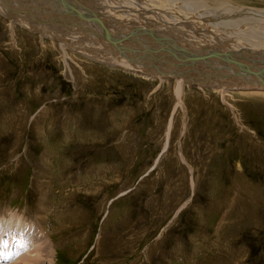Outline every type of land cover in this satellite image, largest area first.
<instances>
[{
    "label": "rangeland",
    "instance_id": "obj_1",
    "mask_svg": "<svg viewBox=\"0 0 264 264\" xmlns=\"http://www.w3.org/2000/svg\"><path fill=\"white\" fill-rule=\"evenodd\" d=\"M231 1L264 11V0ZM43 2L9 3L19 21L15 34L13 21L0 14V216L11 208L24 220L33 215L52 236L53 264H264V96L232 91L223 98L213 87L187 83L179 105L174 75H161V82L77 53L64 59L60 42L43 33L60 28L80 38L72 25L94 10L61 0L70 15H57ZM115 4L103 7L121 25L127 9ZM139 11L130 16L139 24L133 36L165 50L169 37L152 39L143 25L148 13ZM184 20L177 15L174 22L189 26ZM26 21L46 31H30ZM188 31L178 37L187 39ZM236 46L229 48L239 52ZM190 54L174 55L178 64L170 68L213 82L217 62ZM235 70L233 82L249 80L242 67ZM17 240L12 235L0 244V261L18 264L24 252L36 255L38 244L26 242L23 252ZM45 260L37 264H51Z\"/></svg>",
    "mask_w": 264,
    "mask_h": 264
},
{
    "label": "bare ground",
    "instance_id": "obj_2",
    "mask_svg": "<svg viewBox=\"0 0 264 264\" xmlns=\"http://www.w3.org/2000/svg\"><path fill=\"white\" fill-rule=\"evenodd\" d=\"M18 1L0 0V14H2L3 16L13 21L9 23V29L11 30V32L13 30V34H15V31H16L15 26H14L16 25L15 24L16 20L14 19L15 18L14 16L16 15V13L15 15L11 13L13 12V9L9 3L11 2L15 3ZM32 1L37 2L38 4L39 2H43V0H32ZM44 1L46 3L48 2L47 0H44ZM50 1L48 3L51 4L50 7L52 8V10H50V7H49V10H48L49 13L53 12L54 14L59 15V14H62L63 12L62 10H64L66 13H68V15H70V11L64 8L66 4L63 3L65 6H62L63 4L58 2V1L61 2V0H57L55 3H51ZM69 1L70 0H68V4H67L68 6L70 4ZM77 1H79L78 5L80 4L81 6V7L77 6L79 9L80 8L82 9V7L84 8L85 6L89 5L91 9L94 10V11H91L90 8L89 9L87 8V10L90 11L88 18H86L88 20L78 21L79 23L77 22L78 23L77 25H72V29L71 30L69 29L70 31H74V32H77L78 34H82V36L80 35L78 36L80 38H75L73 32L65 34V32H63V30L60 28L56 31L54 30L55 33H49L50 30L48 29H47V33H43L44 36H50L53 40L55 41L58 40L60 42L61 48L63 50L62 57L64 59H67V58L70 59V55H72L73 53H77L83 56L84 58L96 60V61L98 60L102 64L106 63L108 65L115 66L117 68H123L125 71H128V72L130 71L132 73H135L136 75L140 74L145 78H149V79H154L156 77L160 78L161 82L164 80L163 77H160L161 75L163 74L167 76L174 75L176 77L175 94L178 98L179 105L181 103V96L185 92V86L187 83L197 84L199 85L198 87H202V86L213 87L212 89L214 91L221 92V94L223 95V98L225 95H228L232 91H239V93L247 94L248 96H251V95L264 96V11L263 10H258L256 8H252L251 6L245 7L243 5L236 4L231 0H209L208 2H206L207 0H125L127 4L131 5L130 11L126 3L123 0H77ZM120 2H123L125 4L124 6H126L125 9H127L126 12H124L123 14V18L125 19V21H129L131 23V26H130L131 29L132 30L134 29V31H132L131 34H130L131 32L130 27L127 26L129 25L128 22L126 25L125 21L123 23V21L120 19L123 24V25L122 24L120 25L119 23L116 22V19L114 18L115 15L114 16L110 15L111 10L109 9V7L108 6L103 7L104 4L113 5V3H117L120 5ZM46 3H44V5H47ZM96 3H98L100 6L97 5ZM133 3L136 6L135 8L132 7ZM73 4H71L73 8L72 10H74L75 12L77 7L75 8ZM117 4H115L114 7L117 6ZM40 6L42 5L40 4ZM22 7H23V4H22ZM28 9L30 8L28 7ZM5 10L10 14H8ZM35 10L38 12L37 9ZM35 10L33 9L34 13H35ZM87 10L85 11L87 12ZM137 10L144 12V14L148 13V15L145 14L146 17H148V19L146 18L147 23L146 21L145 23H143L142 21V23L144 26L147 27V32L150 34V37H152V39L154 37L155 40L157 39V40L162 41L161 39H163L162 38L163 36L169 37L167 38L168 40H165V39L163 40V42H165V44L163 43L165 45L163 48L170 52H167L163 49H161L162 51L159 50L160 53H163L164 55L163 56L162 54H159V51L155 50V49L158 50L157 47H159L158 46L159 44L156 43L157 41L154 43H150L149 45L147 44L149 42L148 39L145 41L140 40L141 42L135 39V36H133V34L134 33L136 34L137 30L139 29L137 27L135 28V26L139 24L137 23V20L132 22L131 21L132 18L130 19V16H132L131 14L134 15V13H136ZM168 11H171V12H168ZM30 13L32 12L30 11ZM169 13H172L175 17L169 18L168 17ZM35 15H39V14L37 13ZM177 15L182 18L185 17L186 20H184V22H189L190 25L184 26L182 22L181 24H179L178 22H174L176 21ZM41 16H44V15L42 14ZM28 17H30V15H28ZM152 17H156L157 18L156 20H158L157 21L158 23H153L154 25L157 26V29H155L154 27L148 24V21L150 23L152 22V20L150 19H154ZM56 18L58 19L59 17H56ZM56 18L53 19V21L57 23L59 21H55ZM68 19L69 17L66 19V21H68ZM42 21L45 22L46 20L45 21L42 20ZM42 21H40V23ZM96 21H98L97 23H99L100 26H97L98 24H96ZM17 22L19 23V21ZM72 22L76 23L75 21H72ZM22 23L23 22L21 21V24ZM88 23L91 24V26L93 27H89L88 30H85V32H82L81 26H82V29H84L83 25L88 24ZM104 23H107V24H104ZM64 24L68 26L67 23H64ZM110 25L113 26L114 32L112 33L110 31L112 30L110 28ZM181 25L184 26L183 29H177V27ZM22 26L23 27L26 26L27 29L33 32L36 31L40 33V32L46 31L45 27L43 28L42 25L39 24L40 28H38L39 26L38 27L35 26V24L32 22L28 23V21H26ZM55 26L58 27L60 25L57 23V25ZM121 26H123V28ZM50 27H47V28H50ZM201 27L202 29H198ZM115 28H117V31L115 30ZM188 30H191L193 32L191 33L192 35H189L187 37V39L178 37V34H180L181 31L186 32ZM147 32L145 31V33ZM185 32H183V36H186L184 34ZM141 33L139 34V37L141 36ZM170 34H173L174 37H172ZM124 36L126 38L136 40V43L127 41L124 38ZM132 36L134 38H132ZM233 36H236V37H233ZM13 42H16L15 38L13 39ZM166 44L168 45L166 46ZM235 44H237L236 47L240 48L239 52L235 51L234 49L232 50L229 48V47H232L233 45L235 46ZM68 48L73 50L71 54H69V51L67 50ZM147 49H149V51ZM151 50H155V51L153 52ZM187 50L188 51L190 50V53H193L192 56L200 58L202 54H207L209 55L208 57H210L211 59H214V61L217 62L216 66L218 68L217 70L218 72L217 71H216L217 73L212 72L211 74V75L217 74V77L213 78L215 79L213 80V82H211L210 79L206 80L208 76L197 77L195 73L194 74L191 73L192 76H190L188 74H184L185 72L183 73V72L170 68L171 67L170 62L174 61L175 59L174 55H180V56H185V54H188L189 56L191 55L190 53H187ZM126 52H129V54H126ZM234 58L235 60H237V62L233 61ZM197 60H201V59H197ZM205 60L207 61V59H204L203 61ZM131 61H134V63ZM155 62H159V63H155ZM182 63L184 62H181L179 64H182ZM154 64H156V66ZM161 64H164L166 68H161V67L159 68ZM183 65H187V64H183ZM188 65L187 67L189 68V66L191 65L189 66ZM222 66H224L225 68L226 67L231 68V71L229 73L226 71H223V69H221L223 68ZM176 67L178 70L182 69L178 66ZM236 67H242L245 70V73L247 74V78L249 80L243 81L242 78H239V80L236 81V79L234 78L235 80L233 82L232 75L234 74V71L235 73H238V70L237 72L235 70ZM250 68L254 71H249L248 69ZM141 70H144L145 73L141 72ZM203 72H206V70ZM197 73H200V72H197ZM240 73H242V71L239 72V74ZM237 75L238 74H236V76ZM221 78L224 79L223 83L220 82ZM36 216L40 218L38 213L36 214ZM1 217L3 220L4 216H0V218ZM23 220H24L23 217L20 218V216L16 214L13 221H15L16 223H23V222L25 223L28 219L27 220L25 219L24 221ZM39 220L41 221V219ZM25 225H26L25 229H27V233L23 232L22 227H18L14 231V228L11 226V224L8 225L6 223L0 222V239L4 240L3 236L5 235H9V237H12L13 235L15 239L17 240L18 237L15 235L16 234L19 235L21 239L17 240L19 243L17 242L16 245L18 246L16 248L22 249L21 251L23 252L27 250V248H23L26 242H30L31 240L32 244L34 245L38 244L36 248L32 250V252L36 253V255L33 256L34 254L31 255L32 253L30 254L29 252L30 256H28L27 253L22 252L23 253L22 258H21L22 260L18 259L19 261L21 260L20 263L18 262V264H21V263L22 264H37L40 259L43 261L44 258L47 259V257L49 258L50 261L49 260H45V261H49L51 264H53L56 252H55V247H54L53 239H52V236L50 235V232L49 234L48 233L45 234L44 230L39 226V224H37V221H35V217H34V220L30 221L28 224L25 223ZM12 231L14 232V234H12ZM7 244H8V247L11 246L9 242ZM17 249L15 251L19 253ZM42 261H40V263Z\"/></svg>",
    "mask_w": 264,
    "mask_h": 264
},
{
    "label": "snow or ice",
    "instance_id": "obj_3",
    "mask_svg": "<svg viewBox=\"0 0 264 264\" xmlns=\"http://www.w3.org/2000/svg\"><path fill=\"white\" fill-rule=\"evenodd\" d=\"M3 243H6V242H4V241H0V244H3Z\"/></svg>",
    "mask_w": 264,
    "mask_h": 264
}]
</instances>
